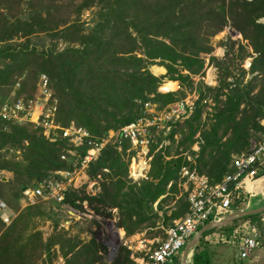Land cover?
<instances>
[{
	"label": "trees",
	"instance_id": "obj_1",
	"mask_svg": "<svg viewBox=\"0 0 264 264\" xmlns=\"http://www.w3.org/2000/svg\"><path fill=\"white\" fill-rule=\"evenodd\" d=\"M23 2L0 0V9L8 11H0V88L5 92L0 108L17 82L16 99L37 100L39 79L45 75L58 101L57 124L67 128L74 123L101 139L144 117L148 103L161 110L199 94L192 116L150 145L148 178L139 184L129 179L136 154L126 153L128 143L121 151L108 145L87 169L100 192L90 196L72 188L67 193L65 203L81 213H87L86 202L94 217L113 220L116 215L115 226L126 239L159 226L169 228L186 215L188 194L179 192L184 167L212 184L220 183L234 172L233 157L248 153L251 143L263 137L264 0H29L24 12ZM89 11L93 26L87 28L80 19ZM227 27L241 40L227 37L225 58L219 60L213 55V39ZM41 35L53 41L50 46L32 40ZM59 42L65 45L62 50ZM246 58L248 71L241 65ZM211 65L219 72L216 87L197 81ZM153 66L165 68L166 74L155 76ZM248 75L253 78L245 81ZM164 80L172 81L175 91L160 92ZM208 95L215 102L212 117H205L202 105ZM58 134L51 142L30 122L0 119V171L12 174V180L0 182V200L17 214L9 226L0 218V264H38L55 246L64 264H135L136 254L123 244L112 261L106 260L105 220L86 221L97 224L89 240L62 229L57 232L56 223L45 241L34 220L51 215V208L21 207L25 190L37 188L57 172L72 170L75 157L68 151L74 148L62 138V131ZM165 141L168 144L160 148ZM196 143L197 152L192 150ZM76 151L85 156L89 148ZM242 198L243 194L234 210L242 209ZM260 220V215H252L204 233L192 264H210L207 254L199 251L207 235L220 231L228 237L248 221L264 235ZM100 232L104 241L97 239Z\"/></svg>",
	"mask_w": 264,
	"mask_h": 264
},
{
	"label": "built area",
	"instance_id": "obj_2",
	"mask_svg": "<svg viewBox=\"0 0 264 264\" xmlns=\"http://www.w3.org/2000/svg\"><path fill=\"white\" fill-rule=\"evenodd\" d=\"M225 33L232 41L241 40V35L230 27L225 29ZM19 87L20 83L17 82L11 98L1 106L0 119L4 122H30L34 128L40 129L51 142H55L59 135L58 132L62 131V138L66 139L75 149L68 151L75 157L72 170L57 172L37 188L25 190L23 195L26 204L33 206L39 200L55 201L62 206V213L75 217L78 214L85 216L88 214L89 218H93L90 211L86 210L87 213H81L66 204V195L70 189L74 188L77 178L87 176L89 165L98 159L106 146L111 145L121 151L125 143H128L129 148L126 153L136 154V160L131 165L129 179L132 182L141 181L146 179L148 162L152 159L149 156L150 145L154 143V140L156 141V134L160 132L167 135L173 126L188 120L195 111V101L190 97L161 110H158L156 105L148 103L145 106L144 117L117 131H110L104 138L95 139L87 130L74 123L67 128H61L57 124L58 101L49 87L47 76L42 75L39 79L40 97L37 100L30 99L26 103L23 99H16L15 91ZM202 103L208 106L209 112L212 111L214 104L211 96H206ZM164 145L166 143L161 144L160 148ZM83 146L89 148L85 156L76 151ZM62 159L65 160L66 155H63ZM232 163L234 172L227 174L217 184L210 183L207 177L199 175L195 170H189L187 167L181 170L180 186L188 194V212L183 218L175 221L173 226L166 229L165 238L155 243L156 247L150 251L148 259L145 258L144 264H167L170 259L181 252L203 226L233 213L241 194L244 195L241 200L242 210L250 209L251 202L247 198H250L253 192L263 189L261 181L264 175L259 176V172L264 169V135L258 142L251 143L248 153L234 156ZM4 176V173L0 172V182L4 180ZM56 176L61 177L62 180L57 179ZM89 182H91L90 179ZM0 218L5 225H9L13 220L11 214L8 213V206L1 200ZM116 222L117 220L111 222V232L107 231V245L112 248L121 244L127 246L128 239L116 228ZM260 222L264 226V218ZM241 230L240 236L236 238L238 244H234L235 241L227 236L221 238L220 241L237 246L240 258L248 259L255 250L263 246L262 235L259 226L249 221L242 225Z\"/></svg>",
	"mask_w": 264,
	"mask_h": 264
},
{
	"label": "rangeland",
	"instance_id": "obj_3",
	"mask_svg": "<svg viewBox=\"0 0 264 264\" xmlns=\"http://www.w3.org/2000/svg\"><path fill=\"white\" fill-rule=\"evenodd\" d=\"M26 1H29V0H24V2H26ZM24 2L22 4L23 12H24ZM0 11L4 12L5 14H8V11L7 10L5 11L2 8L0 9ZM90 18H91V14H90V11H89V12H85L83 14L82 18L80 19L81 22H84L86 24L87 28L93 26L89 22ZM222 33H224L223 37L218 38V39H215V38L213 39V42H214V40H216L215 41L216 50L214 51V53L216 54V56H217V58L219 60H222L223 58H225L226 51H227V48H228V46L224 45L225 39L227 40V35H225V30ZM32 40L35 43H37V44L45 45V46H50L51 43L53 42V41H50V39H48L44 35H41L40 39L32 38ZM57 47H58L59 50H62L65 47V45L63 43L59 42ZM238 64H239V62H238ZM241 65H243L244 70H247V71L249 70L247 58L243 60ZM207 68H206V71H205V75H207V72L212 71L213 74H214L212 79H214L216 81V83L214 85L212 84V87L218 86L219 72H218L217 68H215L212 65L208 66ZM150 71H151V68H150ZM237 72L238 71H235V73H237ZM151 73L153 74V71H151ZM253 76H256V74H254ZM253 76L252 75L246 76L245 77V81L251 80L253 78ZM164 82H166V80H164ZM172 89L175 90V85L173 84V82H168L165 85H164V83H162V85L160 86V92H162V93H165L164 91H170ZM161 90H164V91H161ZM4 93H5L4 89L0 88V100L4 96ZM212 111H214V110L212 109ZM159 135H164V134L163 133L160 134V132L156 134V136H159ZM164 136H166V134ZM154 142H156V141L154 140ZM163 143L168 144L167 141H165ZM150 150H151V146H150ZM149 156H150V158L152 157L150 155V153H149ZM151 161L148 162V166L149 167L147 169V173H146V177L145 178H148V173L150 172V168H151ZM131 168H130V171H131ZM80 177L83 178L82 176H80ZM90 180H91L92 183L89 186H88V184L87 185L85 184L83 186L76 187V189H78L80 191H83V192H86L90 196H96L100 192V187H99L98 181L96 179H90ZM143 180H145V179H143ZM139 182L140 181L132 182V183L139 184ZM261 182H262V185H263L264 179H262ZM179 192H180V194L185 192L184 188L179 186ZM247 197H248V195H247ZM247 199L251 202V206L253 204H257L258 208L264 206V186H263L262 190L253 192L250 195V198L248 197ZM4 203H5V201H4ZM5 204H7V203H5ZM44 207L45 208H49V206H44ZM154 207L156 208V204H155ZM85 208H86V206H85ZM86 210L90 211L89 208H86ZM246 210H249V209H246ZM112 212L114 214H116V210H112ZM59 214L60 215L56 216L55 214L52 213L51 215H49L46 218H36L34 220V225H35L36 229L39 230L40 232H42L43 238H44L45 241H48L49 238L52 236L53 230H54V227H55L56 223L58 224L57 232L62 229L64 231L68 232V234L71 235V236L79 235L82 240H89L91 238V236H92L90 230L91 231H97V226H96L97 224H92L91 225V224H89L90 221L96 220L100 224L101 222H103V220H105V222L108 223V225H109L108 227L111 228L112 227L111 222H115L118 219L116 215H115V218L113 220H111V219H106V218H104L102 216L94 217L93 214L91 215V216H93V218H89L88 214H86V216L81 214V215H78L76 217L69 216V215L64 214L62 212H60ZM257 215H260L261 219L264 218V212H262L261 214H257ZM85 217H87L88 219L86 220ZM86 221H89V222H86ZM9 225H7V226H9ZM108 229H107V231L110 232V229L109 230ZM166 229L167 228H162L161 226H159V227H157V229L154 228V229H151V230H147V231H145L143 233H139V234L133 235V236H131L128 239V245L127 246H129L131 248L133 254H136L133 257L134 258V262L135 261H139V260L141 261L142 258L148 259V255L150 254V251L152 249H154L156 247V245H157L155 243L157 241H161V240H163L165 238ZM112 234H114V232H112ZM261 235H262L263 246L258 251L255 252L254 257L251 258V259H253V263H249V264H264V235L262 233H261ZM97 239L101 240V241H104V238H103V235L101 234V232L98 233ZM152 242H154V243H152ZM213 245L215 247H230L231 244H226V243L219 242V244H213ZM119 247H120V245L116 246L115 248L108 247V252H107V256H106V260L107 261L110 262L117 256ZM183 249L181 251H183ZM231 249L232 248L230 247V250ZM226 250H227V252H230L228 249H226ZM50 252H51V255L50 254L47 255V256L44 255L43 256L44 261H40V263H38V264H64V260L61 257V253L59 251V247L58 246H55L54 248H52ZM145 254H147V255H145ZM181 255L182 254H180L179 257H181ZM227 258H228V255L225 254L222 257V260L223 259H227ZM215 259L216 260L218 259L217 256L215 257ZM135 264H136V262H135ZM219 264H222V263H219ZM237 264H243V263L242 262H238Z\"/></svg>",
	"mask_w": 264,
	"mask_h": 264
},
{
	"label": "crops",
	"instance_id": "obj_4",
	"mask_svg": "<svg viewBox=\"0 0 264 264\" xmlns=\"http://www.w3.org/2000/svg\"><path fill=\"white\" fill-rule=\"evenodd\" d=\"M225 35H226V33H225ZM224 36V33H221L220 35H217L216 37H215V39H218V38H221V37H223ZM215 41L216 40H214V42H213V45L215 46L216 44H215ZM215 50H216V46H215ZM215 57H217L216 56V54L214 53L213 54ZM154 68H157V69H162L164 72H160L159 74H155L154 73ZM207 68V67H206ZM208 69V68H207ZM210 70V69H209ZM151 71H153V74L155 75V76H157V77H161V76H164L165 74H166V70H165V68H163V67H159V66H153V67H151ZM205 71H206V69H205ZM205 71H204V73H203V75L202 76H200V77H198V82H202V83H204V84H206L207 86H209V87H212V84L214 85L215 83H216V81L214 80V79H212L213 78V76H214V74H213V72L212 71H209V72H207V75H205ZM203 77V78H202ZM168 82H172V81H168V80H166V82H163L164 83V85L166 84V83H168ZM159 91H160V89H159ZM161 91H164V90H161ZM173 91H175L174 89H172V90H170V91H164L165 93L167 92H173ZM209 96V95H208ZM188 97H190L191 99H193V101H195V108H196V103H197V101L199 100V94L197 93V92H194L193 94H191V95H189ZM206 97V96H205ZM10 98H11V96H10ZM215 102H213V104H214ZM202 105H204L203 103H202ZM204 106H206V109H207V111H208V106L207 105H204ZM209 116V117H212V115H213V111H211V112H207V114L205 115V117L206 116ZM168 143V142H167ZM192 150L193 151H195V152H197L198 150H199V147H198V143H196L193 147H192ZM188 159L189 160H191L189 157H188ZM1 172H3L4 173V175H5V178H4V180H3V182H8V181H10V180H12V174H10V173H8V172H5V171H1ZM87 175V174H86ZM200 175V174H199ZM83 178H81V177H79V178H77L76 179V181H75V184H74V188L76 189V187H79V186H83V185H85V184H88V186L92 183V182H89V177L88 176H82ZM263 186H264V183H263ZM37 204H40V205H43V206H49V209L48 210H50V208H51V211H52V213L53 214H55L56 216H58V215H60L59 213L60 212H62V210H61V208H62V206L60 205V204H58V203H56L55 201H43V200H39V202L37 203ZM36 205V204H35ZM83 206H84V208H85V206H86V208H88V206H87V203L85 202V203H83ZM21 207L24 209V208H26V207H29L27 204H26V201H21ZM86 208H85V210H86ZM75 209V208H74ZM243 210H245V209H243ZM242 209H240V210H237V209H235L234 210V212H236V211H243ZM91 212V211H90ZM8 213L9 214H11V216H12V218L14 219L16 216H17V214L14 212V211H12L9 207H8ZM231 214V213H230ZM230 214H228V215H226L225 217H223V218H221V219H217V220H226V219H228V217L230 216ZM78 215H81V214H78ZM77 215V216H78ZM162 214L160 213V216H161ZM75 217V216H74ZM214 221V220H213ZM236 221V220H235ZM175 222V221H174ZM212 222V221H211ZM234 221H232V222H230V223H228V224H226L225 226H230V225H232V223H233ZM210 223V222H209ZM244 224V223H243ZM243 224H241L239 227H237L236 229H235V231L230 235V236H228V238L230 239V240H233V241H235V243L234 244H238V242H236V238H238L239 236H240V232L242 231L241 230V227H242V225ZM225 226H222V227H219V228H215V229H221V228H223V227H225ZM204 227V226H203ZM202 227V228H203ZM201 228V229H202ZM168 229V228H167ZM200 229V230H201ZM214 230V229H213ZM166 235V234H165ZM225 234H223V233H221L220 231H217V232H214V233H212V234H209V235H207L205 238H204V242H203V246H202V248L199 250L202 254H207V257H209V260H210V264H219V263H222V264H237L238 262H242L243 264H249V263H253V259H251V258H253L254 257V254H255V252L256 251H258V250H255L252 254H251V256H250V258H248V259H241L240 258V256H239V250H238V247L237 246H235V245H230V247L232 248L231 250H230V247H215L213 244H219V242H221L220 240H221V238H225ZM201 240V239H200ZM152 243H154V242H152ZM151 243V244H152ZM199 245V244H198ZM226 249H228L230 252H227V250ZM234 249V250H233ZM183 252L181 251V252H179L176 256H174L172 259H170L169 260V262L167 263V264H181V262H182V255H181V257H179V255L180 254H182ZM225 254H227L228 255V258L227 259H223L222 260V257H223V255H225ZM217 256V260L215 259V257ZM251 260V261H250ZM145 258H142L141 259V261L139 260V261H135L136 262V264H144L145 263ZM189 261H192V256L189 258ZM192 263V262H191Z\"/></svg>",
	"mask_w": 264,
	"mask_h": 264
},
{
	"label": "water",
	"instance_id": "obj_5",
	"mask_svg": "<svg viewBox=\"0 0 264 264\" xmlns=\"http://www.w3.org/2000/svg\"><path fill=\"white\" fill-rule=\"evenodd\" d=\"M262 212H264V206L257 208V209H249V210H243V211H236L230 214V216L228 217V219L226 220H214L208 224H206L201 230H199L194 236L193 238L187 243V245L184 247L183 249V253H182V262L181 264H191V261H189V257L191 255H194V252L200 242V239L202 238L203 234L213 230L215 228H219L222 226H225L226 224L241 219V218H245L248 216H252V215H257V214H261ZM110 229V228H109ZM108 229V230H109ZM111 232V229H110Z\"/></svg>",
	"mask_w": 264,
	"mask_h": 264
},
{
	"label": "bare ground",
	"instance_id": "obj_6",
	"mask_svg": "<svg viewBox=\"0 0 264 264\" xmlns=\"http://www.w3.org/2000/svg\"><path fill=\"white\" fill-rule=\"evenodd\" d=\"M249 187H250V186H249ZM191 256H193V255H191ZM191 256H190V257H191ZM190 257H189V258H190Z\"/></svg>",
	"mask_w": 264,
	"mask_h": 264
},
{
	"label": "flooded vegetation",
	"instance_id": "obj_7",
	"mask_svg": "<svg viewBox=\"0 0 264 264\" xmlns=\"http://www.w3.org/2000/svg\"><path fill=\"white\" fill-rule=\"evenodd\" d=\"M112 242H115V241H112Z\"/></svg>",
	"mask_w": 264,
	"mask_h": 264
},
{
	"label": "clouds",
	"instance_id": "obj_8",
	"mask_svg": "<svg viewBox=\"0 0 264 264\" xmlns=\"http://www.w3.org/2000/svg\"><path fill=\"white\" fill-rule=\"evenodd\" d=\"M208 224V223H207Z\"/></svg>",
	"mask_w": 264,
	"mask_h": 264
}]
</instances>
